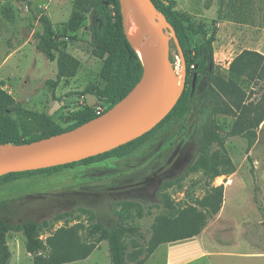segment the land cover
Listing matches in <instances>:
<instances>
[{"label":"rangeland","instance_id":"1","mask_svg":"<svg viewBox=\"0 0 264 264\" xmlns=\"http://www.w3.org/2000/svg\"><path fill=\"white\" fill-rule=\"evenodd\" d=\"M76 1L0 0V86L24 109L46 113L64 129L71 125L67 121L70 115L80 109L105 108L94 96L84 94L91 85L103 87L100 75L103 61L93 55L91 12L85 14L77 31L68 28ZM175 1L177 10L187 14L197 28L204 25L208 36L213 37L215 76L226 77L232 61L245 50L264 55V0ZM41 15H47L55 31L65 35L66 51L79 61L76 75L63 79L57 87H54L57 60L46 58L35 47V38L42 32L38 21ZM124 23L127 28L125 16ZM189 35L194 46L202 42L201 36L191 32ZM168 37L171 39L170 33ZM170 59L177 74H183V61L172 39ZM186 79L190 80L189 76ZM248 91L254 93L249 100L257 103L264 93V82ZM55 105L58 109L51 113ZM211 113V104L200 94L184 120L164 118L148 132L141 146L128 155L0 186V202L24 198L5 217L15 223L41 222L73 213V220L56 222L52 231L43 232L45 239L61 227L76 224L90 227L98 221L112 224L119 221L120 213L125 215V203L134 201L143 208V216L134 208L125 220L148 235L155 218L162 213L164 194L181 206L205 195L207 179L201 173L185 174L198 153L202 126ZM216 120L235 172L212 183L214 187H224V201L220 213L203 233L213 245H229L219 249L223 252H264V124L257 130L256 142L248 151L245 138L229 136L235 118L217 115ZM171 181L176 182L164 189L165 183ZM198 241L189 239L161 245L145 264H180L191 260L200 252ZM8 243L11 264H33L22 233L10 234ZM214 261L264 264V259L236 257ZM82 264H110L108 243L102 242Z\"/></svg>","mask_w":264,"mask_h":264},{"label":"trees","instance_id":"2","mask_svg":"<svg viewBox=\"0 0 264 264\" xmlns=\"http://www.w3.org/2000/svg\"><path fill=\"white\" fill-rule=\"evenodd\" d=\"M152 1L176 32L184 54L186 76L190 78H185L182 94L166 120H184L200 94H203L204 100L212 107L210 117L202 126L198 153L185 174L201 173L207 179L205 195L181 206L164 194L162 213L155 218L148 235L139 227L126 222L129 211L134 208H138L139 216H143L141 205L130 201L125 203V215H118L119 221L112 224L98 221L90 227L81 224L61 227L49 233L45 239L43 232L52 231L56 222L73 220V213L60 214L53 220L15 223L5 215L15 210L16 203L24 198L1 201L0 264H11L12 252L8 238L12 233L23 234L25 249L33 264H72L84 261L104 241L109 246L110 264H145L161 245L201 235L209 222L220 213L224 187H214L212 183L218 177L232 175L235 166L227 153L225 138L216 116L235 118L229 136L245 138L248 141V151L253 147L257 130L264 124V93L254 103L249 100L254 93L248 90L264 82V55L245 50L232 61L226 77L215 76L214 39L208 36L205 26L197 28L187 14L177 10L175 0ZM87 12L92 14L90 32L93 55L103 61L100 73L103 87L91 85L84 94L108 104V111L139 83L143 75V63L127 36L121 0H77L68 28L77 31ZM38 21L42 32L35 38V47L46 58L57 60L58 74L54 83V87H57L63 79L76 75L79 61L66 51L65 35L55 31L47 15H41ZM189 32L201 36L202 42L194 46ZM248 92L251 93L249 96ZM97 117L95 109L84 107L70 115L67 121L71 125L64 129L48 114L24 109L0 86V146L30 144L73 130ZM147 136L148 133L110 152L77 163L2 176L0 186L32 176H52L62 170L74 168L75 165L128 155L139 148ZM175 182L165 183L164 189L171 188Z\"/></svg>","mask_w":264,"mask_h":264},{"label":"water","instance_id":"3","mask_svg":"<svg viewBox=\"0 0 264 264\" xmlns=\"http://www.w3.org/2000/svg\"><path fill=\"white\" fill-rule=\"evenodd\" d=\"M121 3L126 21L128 7L137 19L133 41L129 40L143 63V75L139 83L113 108L73 130L30 144L0 146V177L61 165L53 162L58 157L77 162L110 152L150 132L172 111L182 94L186 78L184 54L176 32L165 19V25L159 26L161 14L152 0H121ZM168 33L183 61L181 86L170 59L171 39ZM195 80L196 77L194 83ZM160 83L161 100L152 122L127 138L118 137L117 133L142 110ZM57 109L55 105L51 113Z\"/></svg>","mask_w":264,"mask_h":264},{"label":"bare ground","instance_id":"4","mask_svg":"<svg viewBox=\"0 0 264 264\" xmlns=\"http://www.w3.org/2000/svg\"><path fill=\"white\" fill-rule=\"evenodd\" d=\"M134 13L128 7V17H127V36L128 38L133 41L134 34L137 29V19L134 17ZM159 26L163 27L165 25L164 18L163 16H159ZM145 41H143V44ZM178 82L181 86L183 82V74L180 72L178 74ZM161 95H162V83H160L156 89L148 103L142 108V110L128 123V125L120 130L117 133V136L120 138H127L136 132L140 131L142 128L145 126L149 125L152 120L154 119L158 106L161 100ZM54 163H59V164H67L68 159L65 157H58L53 160Z\"/></svg>","mask_w":264,"mask_h":264},{"label":"crops","instance_id":"5","mask_svg":"<svg viewBox=\"0 0 264 264\" xmlns=\"http://www.w3.org/2000/svg\"><path fill=\"white\" fill-rule=\"evenodd\" d=\"M192 239L199 240L198 243H200V252L196 257L192 258L191 260L181 262L180 264H224L222 262L216 263L214 259L215 258H229V257L245 258V259H264V252H251V253H242V254H232L229 252L228 253L223 252L222 250H219V249H221V247L223 246L227 247L229 245H213L211 243L210 238L207 237L206 233H202L201 235L195 238H192ZM89 258L87 260H89ZM87 260L72 263V264H78V263L82 264L83 262H86ZM258 264H262V263H258Z\"/></svg>","mask_w":264,"mask_h":264},{"label":"built area","instance_id":"6","mask_svg":"<svg viewBox=\"0 0 264 264\" xmlns=\"http://www.w3.org/2000/svg\"><path fill=\"white\" fill-rule=\"evenodd\" d=\"M82 104V103H81ZM103 106H105V108L103 109V107H99L95 110V113L100 116L102 115L103 113H105V111L107 110L108 108V105L107 104H104Z\"/></svg>","mask_w":264,"mask_h":264}]
</instances>
